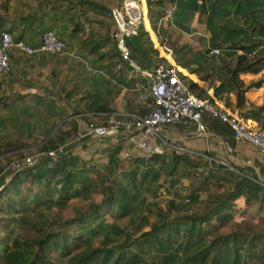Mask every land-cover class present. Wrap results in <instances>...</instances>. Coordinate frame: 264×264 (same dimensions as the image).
Returning a JSON list of instances; mask_svg holds the SVG:
<instances>
[{"label":"trees","instance_id":"obj_1","mask_svg":"<svg viewBox=\"0 0 264 264\" xmlns=\"http://www.w3.org/2000/svg\"><path fill=\"white\" fill-rule=\"evenodd\" d=\"M146 1L150 22L161 38L158 21L163 15L166 2L173 0ZM201 12L205 15L209 32L207 43L199 49H194L188 43L173 45L175 61L201 79L209 81L214 96L223 99L226 104L232 105L230 94L233 93L236 97L235 106L240 114L256 120L264 128V104L248 103L245 96L248 89L259 86L263 80L246 84L240 76L245 72L257 73L264 67V0H212L207 11L204 12L202 9ZM143 31L144 25L140 27L139 32ZM15 39L21 40L19 36ZM207 48H219L221 53L207 54ZM214 78L219 81L218 84L213 81ZM187 83L199 96L211 97L193 80L189 79ZM77 131L76 124L71 133ZM71 133L61 132L59 128L56 136L58 144L66 142V137ZM97 143L100 141H93L94 145ZM58 144L45 142L39 151L44 152ZM86 147L83 146L84 150ZM123 147L124 144L120 140L118 145L100 151L101 163L105 169L115 173L117 163L123 160L120 156ZM96 156L97 152L91 155L92 158ZM84 157L69 151L57 158L53 168L47 167V158L42 159L34 167H25L13 174L1 168L0 186L3 187L0 190L2 202L0 220L7 221L5 227L10 228L9 219H17L12 209L26 212L35 203L40 206L46 205L48 208L64 207L74 198L91 197L92 192L97 190L90 174L93 159L87 160ZM135 163L137 164L131 172L133 181L139 183L135 184L134 191L114 174L112 185L104 189L103 200L91 202L86 210L69 220L70 225L73 222L79 229L74 230L76 233L69 234L65 229H57L55 226L57 222L35 237L17 233L10 242L5 240L0 242L2 246L0 264H58L53 258V253H57L58 258L63 260L60 264H149L142 252H155L160 264H244L240 260L243 246H246L247 251H251L249 257H246L245 264L251 263L248 258L258 259L264 264L263 233H228L217 235L209 242L206 240L211 232L221 229L224 222L233 216L232 210L236 208L238 198L243 197L247 204L254 199H263L264 185L251 167L237 168L239 172L236 174L230 171L229 173L233 175L230 178L231 184L219 194L211 190L210 182L219 180L220 176L217 177L214 169L203 175L199 170V162L186 153L170 155L156 153L147 160L138 152ZM159 163L161 169L170 167L172 176L181 165L187 169L197 165L196 173L203 176L198 185L191 181L188 196L183 198L178 194L169 200L167 209L157 208L154 211L158 217L156 221H152L150 215L142 214L135 230L139 233L137 238H133V232L128 233L124 228L115 226L113 230L116 234L117 232L122 234L124 240L118 245H113L115 241L111 234L104 235L101 231V222L104 221L105 214L123 218L135 215L145 206L153 205L155 202H147V198L140 197L142 193L139 189L149 178L158 179ZM213 168L219 172L226 167L222 163L214 162ZM10 174L12 176L7 181L6 178ZM179 181V178L172 179L169 190L175 188ZM28 183L30 185L23 194L22 186ZM34 185L38 187L37 190H33ZM145 190L156 197V191L150 186ZM201 192L208 194V198L203 202L202 211L188 214L184 218L186 228L181 231L179 225L183 223V218H177L173 222L172 213L199 203ZM22 219L25 217L22 216ZM205 225L210 228L207 234L203 233ZM173 232H177L175 236ZM101 235L102 238L97 240ZM261 241L263 245L257 250Z\"/></svg>","mask_w":264,"mask_h":264},{"label":"crops","instance_id":"obj_2","mask_svg":"<svg viewBox=\"0 0 264 264\" xmlns=\"http://www.w3.org/2000/svg\"><path fill=\"white\" fill-rule=\"evenodd\" d=\"M211 1L166 2L165 6L168 3L176 6L172 20L163 23L158 21L162 43L165 42L172 51L168 56L159 44L161 42L150 22L145 0L144 10L147 16L144 31L129 39L133 56L142 66L154 69L162 58L158 48L168 56L167 62L177 64L173 45L188 43L194 49L205 46L209 32L201 10L206 12ZM120 4L121 0H0V33L7 29L15 37L19 36L26 43L38 46L42 40V31L53 28L67 46L64 53L56 55L43 51L28 54L17 48L12 49V71L0 76V113L3 115L0 123L8 121L6 127L0 129L20 131L17 125L20 126L19 123L23 122L20 126L23 130L17 135L37 138L48 129L40 126L42 121L57 118L60 125L55 129L56 132L60 128L61 132L71 133L73 126L77 124L78 131L69 134L66 137L68 140L84 132L90 121L103 123L121 119L128 113L145 112L146 105L133 90L136 76L130 66L119 57L115 41L111 37L113 20L109 11ZM94 68L100 72L94 73ZM180 68L187 81L193 80L210 96L215 97L209 81L182 66ZM240 76L246 84L263 80L259 86L248 89L245 96L248 103L264 104V67L257 73L245 72ZM213 81L219 83L215 78ZM230 96L232 105L226 104L223 99H216L221 105L240 114L235 106V95L232 93ZM42 114L50 117L40 118ZM246 119L252 125L264 129L256 120ZM204 120L208 129L207 136H200L196 125L185 119L162 127L160 136H151L150 142L159 147V154L163 155L178 153L175 146H184L188 150L186 154L207 168L213 166L214 162H222L221 158L226 156L237 164L251 167L263 183L264 156L260 151L248 142L237 141L231 129L219 120L208 115L204 116ZM11 135L13 134L9 133ZM134 139L135 137H130L127 140L126 135H121L124 145ZM110 142L113 143L114 140ZM44 143L45 140L34 141L26 149L35 151V154ZM99 145L100 143L94 145L91 140L74 146L70 151L85 156L92 146L90 151L100 155ZM83 146L89 147L84 150Z\"/></svg>","mask_w":264,"mask_h":264},{"label":"built area","instance_id":"obj_3","mask_svg":"<svg viewBox=\"0 0 264 264\" xmlns=\"http://www.w3.org/2000/svg\"><path fill=\"white\" fill-rule=\"evenodd\" d=\"M175 8V4L168 3L164 7L159 22L172 20ZM109 15L113 20L111 37L115 41L121 60L130 66L132 73L136 76L133 90L140 101L146 105L147 111L143 114L128 113L121 119L103 123L90 121L81 134L44 152L38 151L33 155L16 159L11 162L8 170L19 172L25 167H34L44 158H47V167L53 168L57 158L68 153L74 146L99 140V149L104 150L110 141L121 135H126L127 140L135 137L133 148H125L124 145L120 154L122 158L126 159L137 151L148 160L153 154L160 152V148L150 142V137H159L161 128L164 126L189 119L196 125V131L200 136H207L205 115L227 124L237 141L248 142L264 156V129L252 125L245 117L221 105L216 97H202L196 94L188 85L180 66L167 62L166 59L172 54L168 46L159 43L168 56L158 48L163 60H160L154 69L146 68L136 60L132 54L129 39L139 34L142 25L145 26L147 14L141 0H121L119 6L111 8ZM15 48L28 54L43 51L56 55L64 53L67 46L66 42L53 30L44 31L40 45L34 47L23 40H16L11 31L4 29L0 33V76L8 75L12 71L11 51ZM210 53L219 55L221 50L211 49ZM93 72L98 73L100 70L94 68ZM175 147L178 153L188 152L184 146ZM2 187L0 186V190Z\"/></svg>","mask_w":264,"mask_h":264},{"label":"rangeland","instance_id":"obj_4","mask_svg":"<svg viewBox=\"0 0 264 264\" xmlns=\"http://www.w3.org/2000/svg\"><path fill=\"white\" fill-rule=\"evenodd\" d=\"M145 3V2H144ZM23 13H18V15H22ZM4 30V29H3ZM47 29H44L46 31ZM48 30L55 31L58 35V31H56L53 28H48ZM159 41L161 42V38H159ZM162 44V42H161ZM165 44V42H163ZM159 52V49H158ZM162 60V58H160ZM1 109V108H0ZM4 116H7L6 114ZM49 115H41L40 118H48ZM0 118H3V115L0 113ZM40 126L47 127V131L41 136V137H27L25 135H17L21 134L20 131L23 130L20 126H22L23 122H20V126L17 125L21 130L20 131H8L4 129H0V170L1 168L3 171L8 170L9 165L11 162H13L16 159L28 156L29 154H33L35 151H30L29 149H26L29 145L33 144V142H54L55 144H58L59 142L56 141V128L60 125L59 119H51L48 118L47 121H42ZM97 122V121H96ZM38 123V122H36ZM8 124V121H2L0 123V127H6ZM25 124V123H24ZM43 124V125H42ZM225 124V123H224ZM227 125V124H226ZM228 126V125H227ZM229 127V126H228ZM232 131V130H231ZM26 132V131H24ZM41 133H43L42 130H40ZM9 133H12L13 135L9 136ZM233 134V133H232ZM121 136L116 138L112 144H109L108 147H114L118 145L120 142ZM89 147V146H87ZM133 148L134 147V141L130 140L129 143L125 144V148ZM92 146L88 151V153L85 155L84 158L87 160H92L93 166L91 167L92 170L90 171V174L93 176L94 182L96 184L97 190L92 192L91 197H78L72 199L68 205L64 207L59 206H51L46 207V205H37L36 203L33 204L32 208L29 209L26 212H21L20 209H12L14 216L17 219L8 220L10 222V228H6L5 224L7 221L5 219L0 220V242L2 240H5L7 242H10L12 237H14L17 233L21 234L26 237H35L39 235L42 230H48L51 228L52 224L54 222H57L55 226H57V229H65L67 230V233L74 234L75 231H78L77 226L75 223L70 222L69 220H72L78 213L86 210L91 202H100L104 198V189L110 185H112L111 180L114 179L113 175L116 174L117 177L126 185H128V188L132 191L135 190V184L138 181H133V175L132 170L136 166L137 163H135V157L137 155V151L133 153L128 158H123L117 163V168L114 173L111 172L108 169H105V167L101 163V157L97 154L96 157H91ZM86 153V152H85ZM222 162L219 161V163H222L225 165L226 168L222 169L221 171L217 172L213 166L203 167V165L199 163L200 167L199 170L203 172V175L209 174L210 169H214V171L217 174V177L220 176V179L217 181H211L210 182V188L212 191L217 192L221 194L225 189H228L231 182L230 178H232V174H230V171H233L235 174L239 172V168H246L247 165L237 164L233 161H231L228 157H222ZM160 168L158 169L160 171L158 179L154 180L152 178H149L142 187L140 186L141 196L147 198V202H155L153 205H150V207H143L142 210L135 215L123 217V218H117L112 214H105L104 221L101 222L102 228L101 231L105 235L106 233H110L111 236L114 239L113 245H118L124 240V236L122 234H119L113 229L115 226H119L120 228H124L128 233L133 232V238H137L139 235L138 232H136L137 223L139 222L140 216L142 214H148L150 215V218L152 221L157 220V215L154 214V211L157 208H168V202L174 196L178 195L181 197L188 196L190 193V184L193 180L196 185L199 184L200 180L202 179V176L200 174L196 173L195 169L196 166L190 167V169H187V167H184V165L179 166L178 171L175 173L174 176L170 173V167H164V169H161V165L159 163ZM238 168V169H237ZM7 172H11V174L16 173L12 170H9ZM9 175L7 178L10 180L12 175ZM190 174V175H189ZM234 174V176H235ZM191 177V178H190ZM174 178H179V183L175 186V188L169 190L170 182ZM140 181V180H139ZM192 181V182H193ZM262 183V181H261ZM264 185V182L262 183ZM30 184H24L22 193H26V187ZM147 186H150L153 190L156 191L157 195L156 197L153 196L151 192H148L145 190ZM38 187L34 185L33 190H37ZM7 198V196L5 197ZM208 198V194L206 192H201L200 199L201 201L197 204L190 205L189 208L185 210H179L172 213L173 222L176 221L177 218H183V223H180L179 229L182 231L186 227L185 225V217L188 216V214L192 212H200L203 209V202L205 199ZM236 208L232 210L233 216L224 222L223 226L219 230H214L211 232L209 236H207V242H209L213 237L220 235V234H228V233H239V232H248L250 234L252 233H263L264 234V197L261 200H252L249 204L245 203L244 198L240 197L236 201ZM2 206V202H0V207ZM149 208V209H148ZM116 209V208H115ZM1 216H5V214H1ZM22 216L25 217V219H22ZM13 218V217H11ZM66 222V225L64 223ZM63 223V224H62ZM148 229V228H147ZM209 226L205 225L203 229V233L207 234L209 232ZM75 230V231H74ZM212 231V230H211ZM177 233V232H175ZM173 232V236L175 234ZM102 238V235L97 239L100 240ZM99 242V241H98ZM263 245V242H260V246L257 250H260L261 246ZM2 246L0 245V249ZM249 252L246 250V246H243V249L241 251V262L245 264L246 257H249ZM155 252L146 253L142 252V255L147 258L149 264H160L158 261V258L155 255ZM53 258L56 260L58 264L63 263V260L59 259V255L57 253H53ZM250 264H262L258 261V259L254 258H248Z\"/></svg>","mask_w":264,"mask_h":264},{"label":"water","instance_id":"obj_5","mask_svg":"<svg viewBox=\"0 0 264 264\" xmlns=\"http://www.w3.org/2000/svg\"><path fill=\"white\" fill-rule=\"evenodd\" d=\"M211 52V49L210 48H207L206 49V53L209 54Z\"/></svg>","mask_w":264,"mask_h":264},{"label":"bare ground","instance_id":"obj_6","mask_svg":"<svg viewBox=\"0 0 264 264\" xmlns=\"http://www.w3.org/2000/svg\"><path fill=\"white\" fill-rule=\"evenodd\" d=\"M143 1V7H144V2H145V0H142ZM145 11V10H144Z\"/></svg>","mask_w":264,"mask_h":264}]
</instances>
